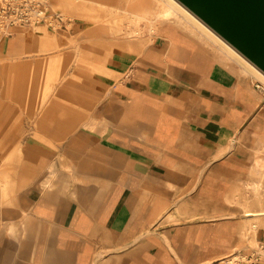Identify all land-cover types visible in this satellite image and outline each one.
<instances>
[{
  "label": "crops",
  "instance_id": "1",
  "mask_svg": "<svg viewBox=\"0 0 264 264\" xmlns=\"http://www.w3.org/2000/svg\"><path fill=\"white\" fill-rule=\"evenodd\" d=\"M48 38L0 31L1 64L48 66L31 90L0 88V217L15 228L0 264H230L264 247V101L247 76L205 77L155 34L108 73L81 69L98 89H67L54 58L27 56Z\"/></svg>",
  "mask_w": 264,
  "mask_h": 264
},
{
  "label": "bare ground",
  "instance_id": "2",
  "mask_svg": "<svg viewBox=\"0 0 264 264\" xmlns=\"http://www.w3.org/2000/svg\"><path fill=\"white\" fill-rule=\"evenodd\" d=\"M66 3L67 9L72 14L86 22V29L81 31L85 32V38L98 34L100 37L111 35L114 38L113 41L102 42V56L99 55V62L93 65V70L98 75L107 72L105 62L108 61L110 54L121 52V49L141 52L144 45L153 41L151 37L158 34L166 39L169 60L196 68L205 77L216 71L214 66L219 64L231 71L237 70L244 76H253L264 84V72L261 69L178 0H67ZM97 6L106 9V18H101L97 9L95 10ZM121 14L128 19L124 26L133 27L130 31L122 27L120 20L115 18ZM139 22L145 23L151 34L150 38L143 36V28H137ZM41 33L42 30H36V35ZM118 35L125 37L122 40ZM47 41L51 43L50 38ZM81 53L83 52L80 51ZM42 63L44 62L33 70L29 68L27 77L23 73V78L15 76L8 78L5 83L6 89L12 93L23 89L31 90L32 75L39 77H43V74L47 75V63ZM259 215H264V211Z\"/></svg>",
  "mask_w": 264,
  "mask_h": 264
},
{
  "label": "rangeland",
  "instance_id": "3",
  "mask_svg": "<svg viewBox=\"0 0 264 264\" xmlns=\"http://www.w3.org/2000/svg\"><path fill=\"white\" fill-rule=\"evenodd\" d=\"M48 2V9L51 13L53 12H60L67 16V30H58V31H51L45 24H37L32 27H26V26H13V27H19L28 29L31 31L36 32V30H42L44 34H46L51 39L55 40L54 50L51 51H39V52H29L27 56L30 59L36 58V59H48V58H54V64L57 71V76L60 77V73L62 74L64 72L67 73V89H79L80 85L87 84L88 89L92 90L93 88L96 90L99 86L96 85V87H91L90 82L87 83V81L81 79V69L82 73L94 75L96 72L93 70V65L97 61V53L99 52V46H97V41L101 39L100 35H95L94 37H88L85 38L84 34L85 32H81L82 29H86V22L77 18L74 14H72L66 7L67 0H47ZM65 2V3H64ZM65 4V5H64ZM0 6H1V0H0ZM97 9V12L101 15V18L104 19V17L107 15V12H105L106 9L101 7H95V10ZM118 15V14H117ZM123 15H119L115 17L117 20H120L122 27L128 28V31H130L133 27L131 26H124L126 25V21L128 20L127 17H122ZM106 18V17H105ZM122 20V21H121ZM145 23L139 22L137 25V28H143V36L146 38H150L151 34L148 31L147 27L144 25ZM141 26V27H139ZM8 27L6 29H3L0 26V31L9 34L11 31V28ZM120 38H124L125 35H118ZM84 37V38H83ZM108 39H107V38ZM111 35H105L104 40L109 41L111 39ZM82 42L84 45H82ZM102 47V45H100ZM81 47H83L86 51H88V57H82L80 54ZM91 52V53H90ZM35 54V55H33ZM213 55V54H212ZM35 68L34 66H24L21 64H16L15 61H5L0 63V77H22L23 73H27L29 68ZM67 69V71L65 70ZM59 71V72H58ZM224 73H227L226 75L229 76H236L240 74L237 70L231 71L227 67L224 70ZM96 75V74H95ZM61 77H64L61 76ZM91 81L92 78L96 81H99L97 77H88ZM87 78V79H88ZM245 80L248 82V87L250 90H255L257 95L264 101V84H262L259 80H257L253 76H247L244 77ZM85 79V77H84ZM63 79L60 81L59 79L55 81L56 86L60 87L62 85ZM5 81H3L0 78V88L2 85H5ZM260 84L262 87L261 89H257L256 85ZM77 100V99H76ZM79 122V121H78ZM74 125H79V123L75 122ZM69 133H74L76 130H69ZM5 149L6 147H0V153L2 152V149ZM7 199V194L2 190V184L0 183V207L2 208L5 206V202ZM1 214V210H0ZM4 221L2 217H0V235L2 233L7 234H13L15 232V228L13 225H7V223H10V218L6 219L4 217ZM9 220V221H8ZM257 227V222L254 221L252 225H250V231L254 232L255 228ZM258 246L257 243L251 244V249L256 248ZM230 264H239L240 259H237V262H234V258H229Z\"/></svg>",
  "mask_w": 264,
  "mask_h": 264
},
{
  "label": "water",
  "instance_id": "4",
  "mask_svg": "<svg viewBox=\"0 0 264 264\" xmlns=\"http://www.w3.org/2000/svg\"><path fill=\"white\" fill-rule=\"evenodd\" d=\"M264 72V0H178Z\"/></svg>",
  "mask_w": 264,
  "mask_h": 264
},
{
  "label": "built area",
  "instance_id": "5",
  "mask_svg": "<svg viewBox=\"0 0 264 264\" xmlns=\"http://www.w3.org/2000/svg\"><path fill=\"white\" fill-rule=\"evenodd\" d=\"M37 24H45L53 32L67 30V16L60 12L51 13L47 0H1L0 26L3 29ZM256 87L261 89L260 84ZM263 253L264 247L260 246L239 264H257L264 257Z\"/></svg>",
  "mask_w": 264,
  "mask_h": 264
}]
</instances>
